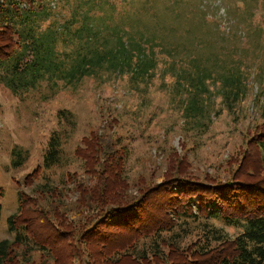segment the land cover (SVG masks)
<instances>
[{
  "label": "trees",
  "instance_id": "obj_1",
  "mask_svg": "<svg viewBox=\"0 0 264 264\" xmlns=\"http://www.w3.org/2000/svg\"><path fill=\"white\" fill-rule=\"evenodd\" d=\"M59 1L0 0V83L13 93L43 83L57 92L102 73L111 77L125 72L138 86L159 71L163 80L172 77L162 85L173 92L187 122L202 131L212 123L213 111L219 113L216 97L234 111L251 93L264 65L257 60L264 29L253 20L256 10L264 9V0L228 6L233 22L229 32L221 29L218 8L207 0H123L121 5L115 0H74L73 5L62 0L69 14L58 7ZM162 54L169 60L161 68ZM60 116L69 126L75 124L71 112L61 111ZM63 137L54 132L49 138L45 167L59 164ZM260 146L264 149V140ZM14 153V165L22 164L24 156ZM98 156L104 157V162L98 159L103 173H96L92 185L76 181L79 195L74 203L63 201L56 187L41 193L47 195L49 210L31 207L19 193V213L7 219L15 239L0 240V264H23L11 255L16 245L28 249L30 241V249L48 254L39 264H264V205L256 201L264 196L256 194L255 180L236 178L202 189L190 181L183 184L184 192L175 178L150 188L136 181L141 185L137 196L128 192V178L121 175L125 150L110 154L103 148ZM88 167L95 171L94 165ZM247 168L242 164L239 171ZM156 197L162 198L159 204L151 202ZM192 197L200 199L202 214L187 206ZM61 206L68 208L67 218ZM90 209L97 213L86 217L78 230L72 216ZM1 215L0 202V220ZM212 218L237 231L227 232L210 222ZM26 258L21 254L22 261Z\"/></svg>",
  "mask_w": 264,
  "mask_h": 264
},
{
  "label": "rangeland",
  "instance_id": "obj_2",
  "mask_svg": "<svg viewBox=\"0 0 264 264\" xmlns=\"http://www.w3.org/2000/svg\"><path fill=\"white\" fill-rule=\"evenodd\" d=\"M122 1L115 0L118 5ZM73 3L71 0L70 4ZM207 3L218 8L217 21L222 30L229 32L233 22L226 10L228 6H242L245 0H207ZM58 7L69 14L62 0ZM94 11L95 8L88 13ZM253 20L264 29V9H257ZM251 38L255 40L253 34ZM259 41L257 60L264 63V34ZM254 46L252 44L250 49L257 53ZM159 57L163 59L162 68L164 61L169 59L165 54ZM98 76L93 74L78 86L60 87L57 92L43 83L35 89L30 85L27 90L13 93L0 83V240L15 239L16 234L9 231L7 219L19 213V193L23 192L31 207L39 205L49 210L47 195L41 193L56 187L63 194V201L74 203L79 195L76 181L81 179L92 185L96 183V173H103L98 162V159L104 162V157L98 156L103 148H108L110 154L125 150L121 175L126 174L127 190L133 195L138 196V186L142 183L145 188H150L168 178H175L174 184H181L182 192L185 191V182L187 186L188 182L194 181L202 185L192 186L214 188L215 182L238 178L255 180L256 194L264 196V149L260 146L264 140L261 103L264 100V65L258 71L257 80L253 79L251 93L234 111L228 110L220 96L216 97L214 106L219 113L213 111L212 123L202 131L187 122L180 105L172 98L173 92L162 85L165 78L161 79L159 71L152 81L140 82L138 86L129 81L125 72L120 76L109 77L106 73ZM166 81H172V77L167 75ZM61 111L73 114V126L61 118ZM54 132L64 135L61 160L58 165L45 167L44 156ZM14 150L24 156L20 165H14L17 160ZM89 164L94 165V172L88 170ZM242 164L248 166L247 172L239 171ZM175 185L173 189H176ZM245 191L249 194L247 188ZM59 195L56 194L55 198ZM159 200L162 198L156 197L151 202L159 204ZM199 200L192 197L186 201L187 206L193 208V214L203 213L198 211ZM256 201L264 205V199L258 197ZM60 210L67 218L68 208L61 206ZM96 213L95 209H90L68 217H73L71 221L80 230L86 217ZM199 216L205 219V215ZM210 222L229 233L237 231L220 218H212ZM193 226L198 228V221ZM199 230H195L194 235L199 234ZM31 247L34 248L33 241L28 249L16 245L11 257L23 264H39L44 257L48 258L45 251ZM21 254L27 257L26 262L21 260Z\"/></svg>",
  "mask_w": 264,
  "mask_h": 264
}]
</instances>
